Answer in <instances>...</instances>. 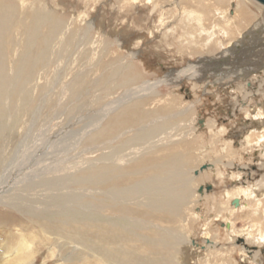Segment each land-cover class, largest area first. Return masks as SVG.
Returning a JSON list of instances; mask_svg holds the SVG:
<instances>
[{
    "label": "rangeland",
    "instance_id": "1",
    "mask_svg": "<svg viewBox=\"0 0 264 264\" xmlns=\"http://www.w3.org/2000/svg\"><path fill=\"white\" fill-rule=\"evenodd\" d=\"M249 1H246L248 8L250 7L249 9L254 12L255 17L241 30L242 32L240 31L236 35V38L239 36L237 40L236 38L232 39L228 48L222 49L223 47H221L218 51H227V55H229L222 60V63H224L223 67L231 68L228 72L230 77L231 74L235 73L233 71L235 67H230L235 56H238L243 64L246 63L244 60L249 57L251 59L255 57L264 58V5L257 0ZM134 2V4L131 2L129 4L124 0H0V3L13 7L15 12H13L14 22L10 24L9 28H2L4 31L0 28V82L5 83L4 90L0 91V174L3 169L7 172L12 171L13 174L19 171L23 165V159L28 158L29 152H32L33 157L44 156V163L47 164L50 157H55L53 153L55 147L51 142V146L46 147L45 140L51 138L50 134L58 128L64 135V140L62 139L61 142L62 146L67 145V148L64 149L73 154L66 160L62 157L61 164L63 165L74 162L80 164L82 160H93L101 154L113 151L112 146L119 141L114 139V136L113 138L103 137L94 141L91 139V133L88 134L87 132L88 130L91 131L90 129H93L92 127L101 119V111L108 104L109 99L117 96L118 91L128 87H120L118 76H113V71L118 65V56L126 53L127 49L139 41L142 45V51L138 58L142 63H139L144 68L145 76L150 80L163 76L164 73L169 72L174 67L182 69L183 66L187 65V57L185 60L181 59L186 54L184 50L181 52L182 45L177 38L180 33L173 32V35L168 33L169 36H162V34L149 36L148 28L152 26L153 19L157 16L158 8L152 10L143 0ZM238 4L239 0H231L228 13L233 15ZM35 13L45 17L51 14L52 16L56 15L61 20V28L47 38L45 43H40V39L44 38L45 35L43 37L41 35L47 31L46 27L37 28L35 37L27 36L26 31H19L17 28V22L25 18L20 25L26 26L25 23L29 21L27 19H30L31 15L33 18ZM92 19L96 28L89 31L86 21H92ZM116 37L122 47L112 49L115 47L113 42ZM34 38H40L38 45L33 40ZM260 38L263 41L259 42L262 43L259 45L257 41ZM30 40L31 49L28 43ZM38 48L46 52L44 53L45 56L40 59L41 64L37 66L35 50ZM178 50L180 53L177 52ZM210 62L212 59L206 62L208 70L206 69L207 72L200 76L201 79H186L175 87L174 84H165L160 87V90L162 96H166L164 98L168 97L169 100L174 101L173 106L175 107L171 112L182 109L181 101L175 98L177 94L182 96L185 103H196V109H192V114L186 113L183 116L185 119L190 116L188 124L197 130L192 136L195 138L193 142V146L196 148L193 152L195 160L190 161L188 166L182 165L183 167L177 169L182 183L185 185L189 177H196L193 174L194 170L208 161H210L208 163H212L214 159H220L215 164L218 173L212 175L211 179L209 177L206 182H197L191 187L193 196L189 200L192 202L194 200L196 203H190L189 206L193 205V210L200 216L197 221H184L180 224L153 221L164 227H175L176 229L171 230L179 238L189 236L192 240L189 244L191 250L196 247L195 244L205 245L207 235L210 239L216 240L215 246L222 248L223 252L215 255L213 262L205 261V264H226V259H232V264H264V244L257 247L259 251L257 253L260 257L257 256V259H253L254 254L248 252L240 241V238H243L246 245H255L253 240L248 243L246 241L247 235L242 233L249 230L253 235L259 236L260 232H264V220L260 218L261 221H259L256 217L264 210L260 208L259 212L257 210L256 213L244 209L237 211L232 204V199L236 196L234 193L236 187L255 185L259 188V193H262L260 191L264 192V150L261 151L259 147H253V150H243L242 144L245 136L250 133H257L256 130L252 129H256V127L259 129L264 125V67L259 71L250 70L242 75H236L235 81L229 84L230 87H221L216 83L219 76L221 77L216 69L218 63L215 62L210 66ZM25 69L29 71L24 72ZM20 77L23 78L22 81ZM14 87L18 91L13 95L9 92ZM17 93L19 95H16ZM252 110L262 112L261 121L252 114L254 113ZM179 117H174L172 121L183 119ZM203 122L204 125H201L200 123ZM257 123L260 126L256 125ZM28 127L31 131L34 127L32 131L33 141L28 143V147H26L28 150L22 152L19 157L15 153V149L20 137H22L21 129L24 130ZM98 129L95 127L93 130L96 132ZM216 132L219 134L214 135ZM130 135H124L119 139L122 140L124 137L128 139ZM225 139L238 152L233 153L234 155L231 157L221 158L226 153L225 149L222 148ZM246 144L244 142V145ZM59 145L60 143L56 147L59 148ZM69 145H71L70 148ZM186 149H184L185 152ZM167 152L160 151L153 156L157 158ZM56 159L57 157H55ZM112 161H114L112 154L102 156L93 162L94 167L89 171L90 179L84 178L88 175L86 173L75 177L77 179L76 184L70 187L73 195L75 194L74 200L68 202L75 204L74 210L66 206L61 207L63 203H67V201L61 202L64 201L62 198L54 200L40 197L39 205L41 207L36 208L35 203L37 201L35 199L37 198L30 200L34 202L30 203L26 199L29 195L24 190L26 189L25 186L16 188L15 184L7 185L3 193L1 190L0 263L139 264V260L142 258L143 264H162L157 260L165 258L169 254L159 245H155L157 236L151 234V222L148 219L150 215L145 214L144 207L140 208V215L130 214V217H127L125 214L122 219L114 216V214L112 217L111 211L103 208L104 199L108 196L109 189L103 180L100 181L102 177L99 168ZM203 169L199 174L207 171V168ZM26 170L28 168H25L23 173H26ZM34 171L36 172V170ZM81 173L79 172V174ZM153 174L154 172L150 171L148 176H136V180L124 181L123 185L129 187L135 181L147 180V177ZM90 180L93 181L91 185L87 183ZM201 185L206 187L203 193L199 191ZM28 192L30 193V190ZM113 194H116L117 197L120 196L117 191ZM16 198L17 200H14ZM142 200L144 201V198ZM246 200L245 198L243 201L247 203ZM8 202H10L9 205H6ZM42 203L43 205H41ZM28 207L31 209L30 211ZM34 209L36 210L34 211ZM226 222L231 223L230 229L225 227ZM72 239L75 240L74 244L70 241ZM22 240L25 241L26 246L19 245ZM69 246L78 248L70 256L68 254L70 248L67 249ZM23 247L24 249H22ZM251 250L253 249L251 248ZM186 261L187 264H195V261H201V264H204L198 256L187 257Z\"/></svg>",
    "mask_w": 264,
    "mask_h": 264
},
{
    "label": "bare ground",
    "instance_id": "2",
    "mask_svg": "<svg viewBox=\"0 0 264 264\" xmlns=\"http://www.w3.org/2000/svg\"><path fill=\"white\" fill-rule=\"evenodd\" d=\"M124 1H127L130 4V2L133 3L134 1H139V0H124ZM143 1H145V3H147L149 8H151L152 10L158 8L157 16L154 17L153 23L151 24L152 26L148 28L149 29L148 35L153 37L154 34H162V36L163 35L169 36L168 33H170L171 35H173V32H177V34L180 33L179 36H177V38L179 39V42L182 45L181 52L184 50L185 51L184 53L186 54L185 56H182L181 59L185 60L187 57L186 59L187 65L183 66L182 69H178L177 67L176 68L174 67L172 70L170 71L168 70L169 72L164 73L163 76L159 78L155 77L156 79L153 78L150 80L149 78L145 76L144 68L140 64L142 62L141 60L138 59L140 57L139 53L142 51V45L140 41L138 40L139 42L133 45L132 47H130V49H127L126 53L120 54V57L118 56V60H117L118 65L117 67L115 66L116 69H114L113 71V76L114 75L115 77L116 75L118 76L117 78L119 80L120 87L121 88L125 86H128V87L126 89H123L122 91H118L119 93L117 96H115L111 100L109 99L108 104L101 111L102 112L101 119L98 121L96 125L92 127L93 129H95V127H98L99 129L96 132H94L93 129H90L92 132L89 130L87 132L85 130L88 134L91 133L90 135L91 139L94 141H97V139L99 138H103V137L113 138L114 136V139L119 140V141L116 145L114 144V146H112L113 148L111 147L113 151L111 152L109 151L107 154H101L93 160L91 159H87L84 161L82 160L80 164L74 162V163L63 165L61 164L63 161L62 157H64V159L66 160L67 157L70 158V156L73 154H70V152L68 153L67 149H64L65 147L67 148V145L62 146L61 144L63 136H64L62 134V131L59 128L55 129V131L50 134L51 138L45 140V143L47 145L46 147L51 146L50 142L53 143V146L55 147L53 153L55 154V157H57V159L55 160V157L53 156L50 157V160L47 158L49 161L47 162V164H45L44 163L45 160L43 159L44 156L40 157L39 155H37V157L36 156L33 157L32 152H29L28 154H31V155L27 154L28 158L23 159V165L21 169L19 167L20 170L17 171L15 174H13L12 171L7 172L6 170L3 169V171L0 174V191L2 190L1 192L3 193L7 185L11 186L15 184L17 186V187L15 186L16 188L25 186L26 189L24 190L25 192H27V195H29L28 198L26 197L25 198L28 201L33 200L34 198H37L35 199L37 201L35 203L36 208L41 207L39 205L40 197L42 199L48 198V199H54V200L62 198L64 201H61V202L67 201V203L65 204L61 203L62 204L61 207L66 206L74 210L73 206H75V204L73 205V203L70 204L71 202L70 203L68 202L74 200L73 196L75 194L73 195V193L71 192L72 188L70 189V187L76 184L77 176L86 173L88 175L86 176L83 175V176L84 178H86V180H88L89 175L91 176L89 171L94 167L93 162L96 160H99L100 158H102V156H106V155L108 156L112 154V156H114V161H112L113 163L110 162L109 164H104L102 167L99 168L101 171L100 175L102 177L100 181L103 180V183H106L107 184L106 186L109 189L108 196H106L104 199L105 201V204H103L104 210L108 209L109 211H111L112 217L114 214V216H117L118 218L122 219L124 218L123 215L125 214L127 215V217H130V214L140 215L139 214L140 208L144 207L145 214L150 215V218L148 219L151 222L150 223L151 234L152 236L154 235L157 236V239H156L157 243L155 245H159L161 248L165 249L169 254L165 258H160L159 260H157V262L159 263L174 264L175 262V264H187L186 258L190 256H198L202 260V262H204V264H205V261L208 263H211L213 262V259H215L216 257L215 255L223 252V250H221L222 248L220 249L215 246V244L217 243L216 240L212 238L210 239V237L207 235L205 237L207 239L205 240V245L195 244L194 246L196 247L191 250L189 247V244L190 242H192V240H190L189 236H186V238H179L177 235H175V232L173 231L174 230L173 228L175 227H171V228L164 227V226L154 223L153 221V220H157L161 223L167 222L170 224H177V223L180 224V223H183L184 221H188V222L197 221V219L200 216L198 215V213H196L193 210V207H192L193 205L189 206L190 203H196V201L194 202V200L193 202L189 200V198L193 196L192 195L193 193L191 194V191H192L191 187H193V185L197 182L199 183L206 182V180L209 179V177L211 179L212 175L213 176L216 175L218 173V169L215 167L216 166L215 164L216 162L220 160V159H216V160L214 159L212 163H208L210 162L208 161L206 163L207 165L202 164L198 169L194 170L193 174L196 177L194 176L189 177V180H187V183H185V185L182 183V180L179 178L180 174L177 171V169L183 166L186 167L189 165L190 161L195 160L193 156V152L194 150H196L195 146H193V142L195 138H192V136L195 133V130H197V129L194 130L191 127V125L188 124V120L190 116L187 119H185V117L183 118V116L186 113L190 114L191 111H193L192 109H196L195 107L196 103L195 104L194 102L185 103L182 96L177 94L178 98L177 97L175 98L178 99V101L179 100L181 101L182 109L181 111L171 112L175 107L173 106L174 101L169 100L168 97L164 98L166 96L164 97L162 96V91L160 90V87L165 84H174V87H175V85H179L183 83V81L186 79L187 80L197 79V78L201 79L200 76L206 73L208 70L207 68L208 65L206 62L212 59V62H210L209 64L210 66H212L213 63L217 61H221L225 57H228L229 55H227V51H222V52H218V51L220 50L221 47H223L222 49L228 48V44L230 43V41L236 38V35L239 34L240 31L255 17V14L251 9H249L250 7L248 8L246 1L250 2L249 0H239V4L233 11V15L228 13L231 0H143ZM13 10H14L13 7L8 6L5 3H0V28L1 29L4 27L9 28L10 24L14 22L15 12ZM24 20L25 18L23 20L21 19L16 24H17V28L19 29V31H23V32L26 31V33H28L27 36H30V37L34 36L35 33L37 32V28L41 26H44L47 28V31H45V29L43 28L45 31V33H42L41 35L42 37L45 35L43 39H40V38L33 39L34 41H36V45H38L39 43L38 41L40 40H41L40 43L47 42L48 40L47 38H49L52 34L57 32L59 28H61V20L56 15L52 16V14L50 16L47 15L45 17V16H41L40 14L35 13L33 14V18L31 15V18L27 19L29 21L25 23L26 26L20 25L22 22H24ZM86 24H88L89 26L88 27L89 31L95 30L96 26L94 25L93 19L92 21L87 20ZM28 43H29V48L31 49L32 47L30 45L31 40ZM113 45L115 47H112V49L113 48L118 49L122 47V44L120 43L117 37L114 38ZM40 49L38 48L37 50H35L36 57H37V60H36L37 66L41 64L40 59L41 57L45 56L44 53L46 52ZM177 52L180 53V50H178ZM217 54H220V55L217 56ZM114 61H115L114 63H116V60ZM262 67H264V65ZM262 67L259 66V68H256L254 71H259L260 69H262ZM25 71L28 72L29 70L25 69L24 72ZM22 79L23 78L20 77L21 81ZM4 86H5V83L0 82V91L4 90L3 89ZM16 91H18V89L14 87V88H11V92L9 93L14 95ZM18 93L16 95H19ZM169 93L172 94V92H169ZM185 94L183 95L185 96ZM252 114H254V116L259 118L260 121L263 118L262 112H260L259 110L256 112L254 111V113ZM177 116H180L183 119L173 122L172 119L174 117L176 118ZM200 124L204 125V122ZM256 125H258V123ZM30 126L32 127L33 125L31 124ZM29 127L25 128L24 130L21 129L22 137H20V140L15 149V153H17L18 156L21 155L22 152L26 151L27 149L26 147H28V143L33 139L32 131L34 127L32 128V131ZM257 128L258 127H256V129H252V130H256L255 132L257 133H253V134L250 133L249 135H247L248 137L245 136L244 141L242 142L244 146V147L242 146L243 150L252 149L253 147H259L261 151L264 150V125L261 126L259 129ZM128 134H131L130 136H128L129 137L128 139L125 137L122 138V140L119 139L120 137L124 135H128ZM216 134L218 135L219 133L216 132L214 135ZM215 137L218 138V136H215ZM111 141H113V139H111ZM244 142H246L247 144L244 145ZM59 143H60L59 148H57L56 146ZM131 143H134V144H131ZM224 145L226 146L225 148H224ZM224 145L222 148L225 149L226 153L223 156H221V158L231 157L232 155H234L233 153L238 152L236 149L233 148L230 142H226V139H225ZM70 147L71 145H69V148ZM185 148H187L186 152L184 151ZM182 150H183V153H182ZM160 151H168V152L157 158L153 156V154H156L157 152H160ZM25 168L26 169L28 168V170H26V173H23V170ZM203 168H207L206 169L207 171H204L201 174H199V172L204 170ZM34 170H36V172ZM150 171L154 172V174L147 177V180L135 181L134 184L132 183V185H130L129 187L126 186L125 184L123 185L124 181L136 180V176H140V177L145 176V175L148 176V172ZM79 172H82V173L79 174ZM94 173L95 172H93V174ZM87 183L91 185V183L93 184V181L90 180ZM204 188L206 187L202 185L200 186V189H199L200 193H203ZM28 190H30V193L28 192ZM116 191L120 193L119 197H117L116 194L115 195L113 194ZM260 192L262 193H259V188L255 185L246 186V187H236L234 189V193L236 196L233 197L232 199V202H233L232 204L235 207L234 209L237 211L238 209H244L245 211L250 210L253 213H256L257 210L259 212L260 208L264 210V192L263 191H260ZM122 195H125V196H122ZM139 197H141V199H139ZM17 198L14 200H17ZM143 198H144V201L142 200ZM204 198H207V197H204ZM245 198L247 199L246 200L247 203L243 201ZM235 200L238 201L237 204L235 203ZM9 203L10 202H8V204L6 203L5 204L9 205ZM30 203H34V202L30 201ZM41 205H43V203ZM30 210L31 209H29V211ZM35 210L36 209H34V211ZM256 217H258L257 219L259 221H261L260 218L264 220V211L260 212V215L258 214L256 215ZM143 223H144V220H143ZM148 224H149V221H148ZM224 225L226 228H229V229L231 227L230 222H226V224ZM206 233L208 234V232ZM242 234L247 235L246 241L248 243H251L250 242L251 240L255 242L254 246L256 248L252 245L250 246L246 245L245 243H243L242 245L244 246V248H246L248 252L252 253V255L254 254L252 257L253 259L256 258L258 256L257 247H261L260 245L264 244V232H260L259 236H255L249 230H246ZM70 241L72 244H74L73 242H75L74 239ZM19 245L24 246L25 241L24 240L20 241ZM251 248L253 250H251ZM22 249H24V247ZM67 249L69 251L68 254L70 256L78 248L76 246H69L67 247ZM223 259H225V257H223ZM225 261H226V264H232V259H226ZM194 263L201 264V261H195ZM139 264H143L142 258L141 260H139Z\"/></svg>",
    "mask_w": 264,
    "mask_h": 264
},
{
    "label": "crops",
    "instance_id": "3",
    "mask_svg": "<svg viewBox=\"0 0 264 264\" xmlns=\"http://www.w3.org/2000/svg\"><path fill=\"white\" fill-rule=\"evenodd\" d=\"M262 41H263V39L260 38L257 41V43L260 45L262 43H259V42H262ZM242 54H243V52L241 53V55ZM233 59H234V62L233 63L231 62V66L230 67H235L234 70H233V71H235V73L231 74V77L228 74V72L230 71L231 68H229V67H227V68L223 67V64H224V63H222L223 62L222 61L223 59L221 60V62L220 61H217L216 62V63H218V66H217L216 69L219 71V75H221V77L219 76L218 80H216L217 81L216 83H217L218 86H221V87H228L229 86L230 87L229 84L235 81V76L236 75L237 76L242 75L245 72H249L250 70L252 71V70H255L256 68H259L260 65H262V66L264 65V58H262V59L260 58L259 59L258 57H255V58L251 59L249 57L247 60H244L246 62L244 64L240 62V60H239L240 58H238V56H235ZM235 60H236L237 63L235 62ZM236 70H237V72H236ZM224 79H226V80H224ZM208 83H209V81H208Z\"/></svg>",
    "mask_w": 264,
    "mask_h": 264
},
{
    "label": "water",
    "instance_id": "4",
    "mask_svg": "<svg viewBox=\"0 0 264 264\" xmlns=\"http://www.w3.org/2000/svg\"><path fill=\"white\" fill-rule=\"evenodd\" d=\"M259 3L263 4L264 5V0H257ZM237 200H235V203L237 204Z\"/></svg>",
    "mask_w": 264,
    "mask_h": 264
},
{
    "label": "flooded vegetation",
    "instance_id": "5",
    "mask_svg": "<svg viewBox=\"0 0 264 264\" xmlns=\"http://www.w3.org/2000/svg\"><path fill=\"white\" fill-rule=\"evenodd\" d=\"M249 84V83H248ZM241 240V243L243 244V243H245V241H244V239L243 238H240ZM246 244V243H245Z\"/></svg>",
    "mask_w": 264,
    "mask_h": 264
}]
</instances>
